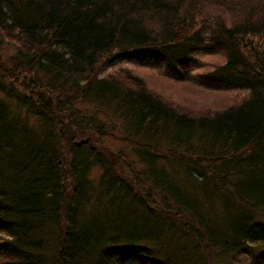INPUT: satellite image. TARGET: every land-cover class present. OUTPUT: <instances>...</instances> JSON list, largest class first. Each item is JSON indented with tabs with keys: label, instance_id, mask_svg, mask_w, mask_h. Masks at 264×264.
I'll return each mask as SVG.
<instances>
[{
	"label": "trees",
	"instance_id": "trees-1",
	"mask_svg": "<svg viewBox=\"0 0 264 264\" xmlns=\"http://www.w3.org/2000/svg\"><path fill=\"white\" fill-rule=\"evenodd\" d=\"M4 39L17 52L0 65V264H264V0H0ZM203 51L222 60L191 75ZM118 59L234 93L191 106L126 67L95 77ZM20 71L46 80L28 90L119 106L138 173L93 143L98 122L71 123L62 152L52 125L69 103L40 110L6 81ZM29 113L47 118L40 135Z\"/></svg>",
	"mask_w": 264,
	"mask_h": 264
},
{
	"label": "rangeland",
	"instance_id": "rangeland-1",
	"mask_svg": "<svg viewBox=\"0 0 264 264\" xmlns=\"http://www.w3.org/2000/svg\"><path fill=\"white\" fill-rule=\"evenodd\" d=\"M16 52L17 48L14 42L9 39H4L2 42L0 41V65L3 70L9 69V73L11 72V69L13 68L12 62L14 56H16ZM214 60H222V56L218 52L203 51L199 55L196 64L192 67L190 71L191 75L196 71L208 67ZM121 67L130 69L135 75H138L142 80H145L148 88L152 92L162 96H169L175 102H184L190 105L201 104L203 102L212 104V101L217 98V91H221L220 93H234L232 89H220L217 88L218 86L212 89L201 87L195 82H191V80H189L191 78L177 81L167 75L162 66H157L151 61L118 59L114 62L102 65L95 74V77L100 78L106 76L108 73L115 72ZM1 72L3 71H0V73ZM9 76L10 75L7 76L6 81L10 84L12 83L13 87L18 92H25L26 90L30 96L34 95V99L38 98L42 102L39 104L40 110L44 107L42 104L49 108L58 107V103L56 104L57 98L60 99V102L64 103L63 105L69 103L67 108H63L61 112L55 111L54 115L57 116L52 114L55 119L52 129L55 131V134L60 137L58 144L61 147L62 152L66 151V147L64 149L66 143L63 139L64 134L69 136L67 138L76 140H78L77 138L79 137L76 134L79 129L75 130V128L71 127V123L76 121L80 124V128L83 127L84 129L86 125H91L92 122H98L105 126L102 128L105 131L97 133L94 137L93 143L100 149L106 150L112 155L113 163L122 174L130 177L138 173L136 168L138 165L129 158L131 157L129 156L130 152L134 149L137 143L127 138V120L125 119L121 108H117L119 106L113 104L109 105L110 103L107 102V100L90 101L82 98L80 93L78 96H73V94L70 93L71 98H69V94L62 93V90L54 89L55 91H53L47 87L40 86V88H33L34 85H32L28 90L24 85V81H27L28 77L29 81H32L30 79H34L40 85H42L45 80V78L40 79L41 76L38 74L35 75L31 71H20V74L16 75L14 78ZM213 92L217 93L212 95ZM27 116H25L27 125L24 120H22L24 125H26L25 127L29 128V131L32 129L39 130L40 133L36 134L40 135L41 132L44 131L45 125L43 124H45L47 118H40L36 113H29ZM99 174L100 170L95 167L90 171L88 176L94 183H97Z\"/></svg>",
	"mask_w": 264,
	"mask_h": 264
}]
</instances>
